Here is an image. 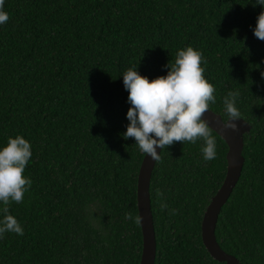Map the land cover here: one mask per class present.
I'll return each instance as SVG.
<instances>
[{
    "label": "trees",
    "instance_id": "obj_1",
    "mask_svg": "<svg viewBox=\"0 0 264 264\" xmlns=\"http://www.w3.org/2000/svg\"><path fill=\"white\" fill-rule=\"evenodd\" d=\"M0 24V149L31 145L32 181L10 215L23 235L0 238V264H138L135 186L143 156L129 121V68L165 77L179 50L202 53L213 85L209 110L224 121V98L249 125L243 165L217 215L219 247L242 264H264V41L254 36L258 0H5ZM203 159L204 141L160 149L149 179L153 264H225L200 238L208 198L225 174L224 141ZM157 189L162 196L157 197ZM166 204L163 208L161 205ZM3 208L0 202V209ZM0 211V221L3 220Z\"/></svg>",
    "mask_w": 264,
    "mask_h": 264
},
{
    "label": "clouds",
    "instance_id": "obj_2",
    "mask_svg": "<svg viewBox=\"0 0 264 264\" xmlns=\"http://www.w3.org/2000/svg\"><path fill=\"white\" fill-rule=\"evenodd\" d=\"M5 0H0V24L8 21L3 10ZM264 7V0H258ZM254 36L264 41V11L257 17ZM206 63L202 53L192 47L179 50L173 63L167 64V76L149 81L141 76L137 69L129 68L122 75L123 85L129 93L126 132L123 139L133 138L139 150L153 161H159L161 154L157 149H164L174 142L204 141L201 151L205 161L216 158V140L212 135L209 122L202 117L209 109V102L214 103L215 88L204 77ZM264 76V73H262ZM239 91H229L224 98L227 122L223 128L232 132L239 131L236 121H241V113L236 105ZM31 145L21 136L9 137L5 147L0 149V202L3 204V220L0 221V238L6 232L23 235V228L17 219L8 214L10 202L21 203L32 181L23 175L31 157ZM157 197L162 193L157 189ZM162 209L167 205H161ZM141 225L142 217H133L129 212L124 217Z\"/></svg>",
    "mask_w": 264,
    "mask_h": 264
},
{
    "label": "water",
    "instance_id": "obj_3",
    "mask_svg": "<svg viewBox=\"0 0 264 264\" xmlns=\"http://www.w3.org/2000/svg\"><path fill=\"white\" fill-rule=\"evenodd\" d=\"M209 122V126L225 143L227 150L225 153V174L216 192L208 198L204 207L200 220V238L202 245L209 256L217 261L225 264H242L234 256L224 252L218 245L214 228L217 215L221 206L228 198L233 189L243 165V157L241 154L243 145V134L249 132L250 125L242 119L236 121L239 131L232 132L223 128L222 122H227L229 117L224 121L218 113L208 109V112L202 117ZM160 149H157L159 154ZM155 161L144 153L136 175L135 186V203L137 215L142 217V223L139 225L141 233V252L138 264H153L155 258V235L153 228L152 215L149 201V179L150 173Z\"/></svg>",
    "mask_w": 264,
    "mask_h": 264
}]
</instances>
